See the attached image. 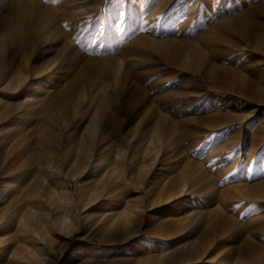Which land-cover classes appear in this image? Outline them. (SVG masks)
Wrapping results in <instances>:
<instances>
[{"label": "rangeland", "instance_id": "rangeland-1", "mask_svg": "<svg viewBox=\"0 0 264 264\" xmlns=\"http://www.w3.org/2000/svg\"><path fill=\"white\" fill-rule=\"evenodd\" d=\"M35 1L52 33H37L17 67L34 76L2 102L29 108L34 175L21 221L0 226L1 264H159L182 245L202 250L213 225L206 216L224 211L247 226L264 219V0ZM12 4L0 0V16ZM140 36L194 50L168 66L135 43ZM98 101L105 109L91 135ZM1 117L0 183L9 154ZM102 137L106 170L79 173L80 156ZM103 184L116 198L87 203ZM235 243L216 238L195 264H236L220 258Z\"/></svg>", "mask_w": 264, "mask_h": 264}, {"label": "bare ground", "instance_id": "bare-ground-1", "mask_svg": "<svg viewBox=\"0 0 264 264\" xmlns=\"http://www.w3.org/2000/svg\"><path fill=\"white\" fill-rule=\"evenodd\" d=\"M12 13L15 15L14 19L10 18V14ZM45 15V11L35 0H13L9 12L0 16V74H2L0 76V112L2 116L1 119L7 126L9 136L7 142L9 144V154L5 169L6 178L0 183L1 194V191L3 190L2 186H4L3 182L8 181L5 190H3V195L7 200V204L4 206V209H1L0 211V226L2 228H6L13 218H18V220L21 221L22 215L26 209H28L27 207L25 208L26 194L28 190L24 188V182L30 174L34 175V172L32 171L33 164L30 159L32 155L29 154L28 147L30 143V130L27 128V120L30 113H27V111L29 108L26 104L22 105L21 108L19 105L15 104L4 105L2 103L4 99L3 97L14 93L19 87V89H21L27 84L28 79L34 76V74L31 75L28 72L22 74L18 73L17 67H20V65L24 64L26 61L28 56L27 53L29 52L28 49H30L31 44L36 41L35 38L38 36L37 33L42 32L41 34L44 36L52 33L49 29H44L43 21L44 17H46ZM262 30H264V28ZM135 43L146 46L154 52L156 51L168 66L173 65V63L174 65H183L185 60H182L183 58L181 59L180 57L185 53L194 50L193 45L186 46L184 43H178L171 47L169 41L165 38H155L154 40L153 38L151 39L140 36ZM167 46L171 47L173 53H180L179 58H174L169 55L165 49ZM258 47L261 48L262 46L258 45ZM126 50H128V48ZM111 59H113V57H111L110 60ZM177 61L179 63H177ZM190 66L195 72L199 70L198 64L193 63ZM11 78L16 79L14 85L10 84L9 79ZM71 92L72 86L70 91L67 92L69 98ZM104 109V102L98 101L93 115L91 116V130L89 131L91 135L96 131V127L100 124L103 118ZM163 116L165 115L158 113L157 117L149 119L147 121V128L152 129L148 126L149 123L157 124L163 119ZM155 124L154 126H156ZM47 136L48 140L52 137L51 133H48ZM109 143V140L105 137H102L98 142H93V152L90 153L86 151L80 156L85 161L83 163L84 169L80 170L79 173H85L88 170L93 171L94 173L97 168H102V171H105L108 163L107 149ZM98 149L99 151H97ZM258 187L259 185L248 188L247 193H254ZM181 190L183 189H179L178 192H181ZM244 194L246 195V193L240 192V195H237L239 197H244ZM106 198L113 200L116 196L111 194V190L108 189L107 184H103L101 190L92 193L87 203H93L96 201L103 202ZM254 198L256 199L257 196ZM203 219H205V221H212L213 225L207 227V236L209 238L202 243L204 245L202 250L197 251L194 247L195 245L190 247L182 245L177 249V253H179L178 255L174 256L171 253H167L160 257L157 262L159 264H195L197 259L207 260L209 259L208 248L215 243L216 238H227L229 236L236 238V243L220 255L222 260H226V257H230L231 260L238 259L236 264H264V241L262 243L258 240V235H260L264 228V219L257 222L253 221L252 224L247 226L246 223L243 224L240 221L238 222L236 217L231 216V214L225 213L224 211H219V214L214 215L213 218L206 216ZM42 221L51 222V219L45 221L43 219ZM169 238L170 237L167 239L169 240ZM7 248L8 247H4L2 250L0 249V264L2 262L3 251L7 250ZM214 251L216 250H212V252ZM11 258L12 257L9 256L7 262H10L12 260ZM210 258H213L214 260L216 259L215 256Z\"/></svg>", "mask_w": 264, "mask_h": 264}]
</instances>
